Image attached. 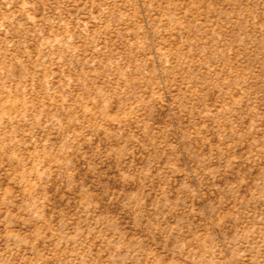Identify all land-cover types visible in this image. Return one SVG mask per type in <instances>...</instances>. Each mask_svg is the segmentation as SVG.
Segmentation results:
<instances>
[{
    "label": "rangeland",
    "instance_id": "1",
    "mask_svg": "<svg viewBox=\"0 0 264 264\" xmlns=\"http://www.w3.org/2000/svg\"><path fill=\"white\" fill-rule=\"evenodd\" d=\"M0 264H264V0H0Z\"/></svg>",
    "mask_w": 264,
    "mask_h": 264
}]
</instances>
